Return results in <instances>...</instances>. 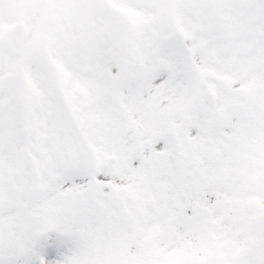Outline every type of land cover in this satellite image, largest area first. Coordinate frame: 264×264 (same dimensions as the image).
<instances>
[{
  "label": "snow or ice",
  "instance_id": "obj_1",
  "mask_svg": "<svg viewBox=\"0 0 264 264\" xmlns=\"http://www.w3.org/2000/svg\"><path fill=\"white\" fill-rule=\"evenodd\" d=\"M0 264H264V0H0Z\"/></svg>",
  "mask_w": 264,
  "mask_h": 264
}]
</instances>
